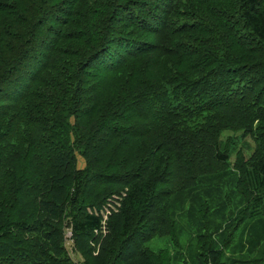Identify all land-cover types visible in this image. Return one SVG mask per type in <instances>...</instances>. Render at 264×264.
Here are the masks:
<instances>
[{"label":"trees","instance_id":"16d2710c","mask_svg":"<svg viewBox=\"0 0 264 264\" xmlns=\"http://www.w3.org/2000/svg\"><path fill=\"white\" fill-rule=\"evenodd\" d=\"M0 264H264V0H0Z\"/></svg>","mask_w":264,"mask_h":264},{"label":"rangeland","instance_id":"374dc122","mask_svg":"<svg viewBox=\"0 0 264 264\" xmlns=\"http://www.w3.org/2000/svg\"><path fill=\"white\" fill-rule=\"evenodd\" d=\"M233 137V138H236L238 139L239 138V134H232L231 132H224L221 136V140L222 141H225L227 138L229 137ZM244 145L242 146H239L241 147V149L243 150L244 154L246 157H248L251 152H252V149L254 148V142L250 139V138H245L244 140ZM78 168H82L83 167V162L81 160L80 157H78ZM114 197V196H113ZM113 197H111L110 199H112ZM109 200V199H108ZM106 200V202L108 201ZM115 202L116 200H113L111 202H109V206L110 207H114L115 206ZM106 208H108L106 205H105ZM189 237L186 236V238H184V241H188ZM146 247L153 250V251H158V250H161V249H169L171 247V241L166 238V237H156V238H153L151 241H149L147 244H146Z\"/></svg>","mask_w":264,"mask_h":264},{"label":"built area","instance_id":"2783aa9c","mask_svg":"<svg viewBox=\"0 0 264 264\" xmlns=\"http://www.w3.org/2000/svg\"><path fill=\"white\" fill-rule=\"evenodd\" d=\"M124 195V193H121L120 196H114L112 199H109L103 206L100 210H96V209H92V211H90V213H93L95 215H100L101 218H102V221H101V229L100 231H97L95 230L94 231V234L95 236H98L99 234H102V235H105L107 233L106 231V223H107V220H108V217L110 216V214L112 212H117V208L119 206V202L121 200V197ZM113 200H116L115 202V206L114 207H110L109 206V202L113 201ZM105 205L108 207L106 208ZM72 234L71 232H67L66 233V239L68 240V243L67 245L68 246H71V243H70V238H71Z\"/></svg>","mask_w":264,"mask_h":264}]
</instances>
